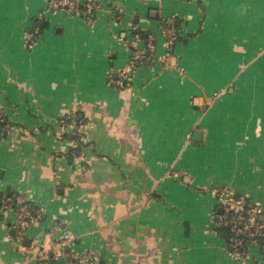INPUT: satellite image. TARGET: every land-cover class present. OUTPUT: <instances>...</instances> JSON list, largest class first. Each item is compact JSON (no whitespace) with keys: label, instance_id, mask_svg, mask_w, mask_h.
<instances>
[{"label":"crops","instance_id":"1","mask_svg":"<svg viewBox=\"0 0 264 264\" xmlns=\"http://www.w3.org/2000/svg\"><path fill=\"white\" fill-rule=\"evenodd\" d=\"M95 1L49 13L0 0V114L13 124L0 191L37 211L21 243L15 209L0 215V264H74L69 248L54 256L66 238L100 264H264L256 246L227 247L211 192L264 207V0ZM131 61V80L111 82ZM75 113L86 143L70 160L58 119Z\"/></svg>","mask_w":264,"mask_h":264},{"label":"built area","instance_id":"2","mask_svg":"<svg viewBox=\"0 0 264 264\" xmlns=\"http://www.w3.org/2000/svg\"><path fill=\"white\" fill-rule=\"evenodd\" d=\"M83 2L86 12L99 6L95 0H46L45 11L66 10L74 12ZM39 32L40 29L37 25L26 30L23 36L24 45L27 47L34 45L39 38ZM162 33L167 37V42L172 41L176 36L175 31L169 28H163ZM137 37L138 35H134L131 42L134 43ZM147 39L148 50L152 51L154 49V37L149 35ZM132 67L131 61L127 67L120 68L117 71V77L115 79L110 78V81L118 86H123L132 78ZM68 118H70V121L67 120ZM84 120L83 116L77 117L69 114L60 117L58 119L60 139H66L69 132L72 133L76 129L78 131L82 130ZM80 135L83 136L82 133ZM81 138L85 140V137ZM72 144H75V141H72ZM211 192L216 198L218 209L215 212L213 223L216 228H226L227 247L231 252L242 255L246 252L248 246H256L264 260V207L260 203L250 200L246 195L235 193L227 187L212 188ZM14 203L17 206H14ZM12 208L15 209L16 214L13 225L17 234L16 241L21 243L25 227L37 219V211L30 207L23 194L0 195V215L2 216L6 210ZM57 245L62 250H59L54 256L63 255V249L69 248L72 250L76 261L74 264H100L99 255L95 251L75 250L73 238H66L58 242ZM41 256H47V254L42 253Z\"/></svg>","mask_w":264,"mask_h":264},{"label":"trees","instance_id":"3","mask_svg":"<svg viewBox=\"0 0 264 264\" xmlns=\"http://www.w3.org/2000/svg\"><path fill=\"white\" fill-rule=\"evenodd\" d=\"M36 25L39 27V29H41L42 26H41L40 22H38ZM132 34L141 36L143 38L146 37V39H147V37L149 35L148 32L143 31L140 28H134L133 31H132ZM126 84H124V85H126ZM74 115L77 116V117L81 116L79 113H75ZM67 120L70 121V118H68ZM7 122H8V120H7L6 116L4 114H0V139L5 137V135L8 133V130H7L8 128L5 127V124ZM8 123H9L10 126L13 125L10 122H8ZM79 132L82 133L83 136H81ZM84 135L85 134L82 132V130L78 131L76 129L72 133L69 132V134L67 135V138L63 139L66 142H70L71 144H72V141H75V144H72V146H70V148H68V150L65 152V154L67 155V157L70 160H72L73 158H77L81 154V151L83 150V147L85 146V143H86L85 140H83L81 138V137H85ZM59 138H60V136H59ZM14 193L17 194L16 192H14ZM2 194L3 195L5 194V196H9V195L13 194V192L3 193V192L0 191V195H2ZM13 205L17 206L16 203H14ZM216 229H217L219 234L223 235L224 237L226 236V234H227L226 228H216Z\"/></svg>","mask_w":264,"mask_h":264},{"label":"water","instance_id":"4","mask_svg":"<svg viewBox=\"0 0 264 264\" xmlns=\"http://www.w3.org/2000/svg\"><path fill=\"white\" fill-rule=\"evenodd\" d=\"M199 135H200V131L199 130H196L194 132V138H199ZM66 251H68V250H66Z\"/></svg>","mask_w":264,"mask_h":264},{"label":"rangeland","instance_id":"5","mask_svg":"<svg viewBox=\"0 0 264 264\" xmlns=\"http://www.w3.org/2000/svg\"><path fill=\"white\" fill-rule=\"evenodd\" d=\"M45 7H46V4H45ZM46 12L51 13L52 11H46ZM4 215L6 216L7 215V212H5Z\"/></svg>","mask_w":264,"mask_h":264}]
</instances>
